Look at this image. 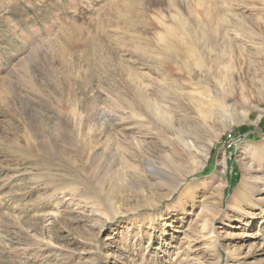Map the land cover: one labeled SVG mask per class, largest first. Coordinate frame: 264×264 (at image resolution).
<instances>
[{
    "label": "rangeland",
    "instance_id": "obj_1",
    "mask_svg": "<svg viewBox=\"0 0 264 264\" xmlns=\"http://www.w3.org/2000/svg\"><path fill=\"white\" fill-rule=\"evenodd\" d=\"M0 264H264L263 0H0Z\"/></svg>",
    "mask_w": 264,
    "mask_h": 264
},
{
    "label": "bare ground",
    "instance_id": "obj_2",
    "mask_svg": "<svg viewBox=\"0 0 264 264\" xmlns=\"http://www.w3.org/2000/svg\"><path fill=\"white\" fill-rule=\"evenodd\" d=\"M263 5H264V0H263ZM244 28V27H243ZM189 54H191V52H189ZM147 171L149 172V175L151 176V177H154L155 175V171L151 168V167H148L147 168ZM244 183V182H243ZM242 187H243V184L242 183H240V185H239V187L237 188V190H236V193H239L240 191H241V189H242ZM233 198V197H232Z\"/></svg>",
    "mask_w": 264,
    "mask_h": 264
}]
</instances>
